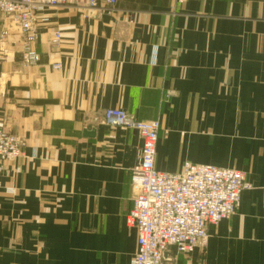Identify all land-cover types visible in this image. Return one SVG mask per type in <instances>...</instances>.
<instances>
[{"label": "crops", "instance_id": "crops-1", "mask_svg": "<svg viewBox=\"0 0 264 264\" xmlns=\"http://www.w3.org/2000/svg\"><path fill=\"white\" fill-rule=\"evenodd\" d=\"M48 16L41 60L25 66L21 30L0 15V128L27 145L0 177V264H133L143 142L108 126L109 109L160 122V172L190 162L246 175L236 214L181 263L264 264V0H117Z\"/></svg>", "mask_w": 264, "mask_h": 264}, {"label": "built area", "instance_id": "built-area-1", "mask_svg": "<svg viewBox=\"0 0 264 264\" xmlns=\"http://www.w3.org/2000/svg\"><path fill=\"white\" fill-rule=\"evenodd\" d=\"M116 3L117 0H0V15L11 18L20 28L22 61L25 66H33L41 60L36 49L38 29L49 23V10L70 4L106 9ZM7 37L6 31L0 34V63L8 56ZM61 40L60 32H55L52 44L56 46ZM104 122L113 128L136 131L143 142L131 173L135 197L126 217L127 226L138 235L133 264H182L180 258L205 243L210 226L236 214L243 192L250 188L245 173L190 162L179 173L160 172L156 168L160 122L138 121L122 109L106 110ZM26 147L23 138L0 128V177L7 164L26 158Z\"/></svg>", "mask_w": 264, "mask_h": 264}, {"label": "rangeland", "instance_id": "rangeland-1", "mask_svg": "<svg viewBox=\"0 0 264 264\" xmlns=\"http://www.w3.org/2000/svg\"><path fill=\"white\" fill-rule=\"evenodd\" d=\"M2 62H3V61H2ZM9 164H10V163H9ZM12 164H15V163L12 162ZM16 172H19V171H17V167H16Z\"/></svg>", "mask_w": 264, "mask_h": 264}]
</instances>
